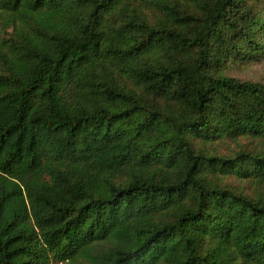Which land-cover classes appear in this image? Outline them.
<instances>
[{
  "label": "trees",
  "instance_id": "obj_1",
  "mask_svg": "<svg viewBox=\"0 0 264 264\" xmlns=\"http://www.w3.org/2000/svg\"><path fill=\"white\" fill-rule=\"evenodd\" d=\"M264 0H0V264H264Z\"/></svg>",
  "mask_w": 264,
  "mask_h": 264
},
{
  "label": "rangeland",
  "instance_id": "obj_2",
  "mask_svg": "<svg viewBox=\"0 0 264 264\" xmlns=\"http://www.w3.org/2000/svg\"><path fill=\"white\" fill-rule=\"evenodd\" d=\"M228 74L242 80L264 83V63L262 61H254L245 65L232 66Z\"/></svg>",
  "mask_w": 264,
  "mask_h": 264
}]
</instances>
